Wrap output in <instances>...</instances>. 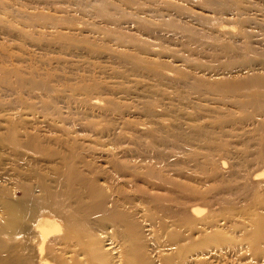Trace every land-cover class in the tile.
I'll return each instance as SVG.
<instances>
[{
  "label": "rangeland",
  "instance_id": "rangeland-1",
  "mask_svg": "<svg viewBox=\"0 0 264 264\" xmlns=\"http://www.w3.org/2000/svg\"><path fill=\"white\" fill-rule=\"evenodd\" d=\"M131 259L264 264V0H0V264Z\"/></svg>",
  "mask_w": 264,
  "mask_h": 264
},
{
  "label": "bare ground",
  "instance_id": "bare-ground-1",
  "mask_svg": "<svg viewBox=\"0 0 264 264\" xmlns=\"http://www.w3.org/2000/svg\"><path fill=\"white\" fill-rule=\"evenodd\" d=\"M260 172V171H259ZM259 174V173H258ZM262 174V173H261ZM11 210V218H13V220L17 219V217L20 216V214L23 216L26 215V213L24 211H22V209L17 208V207H12ZM13 220L9 222L10 225H8L7 230L5 231L4 234L12 237V233H13ZM36 229L39 232V234L43 237V242H42V246H41V252L44 254V250H45V241L53 236L56 235V233H58L59 231H61V226L60 224L53 219H48L47 217H44L43 219H41L39 221V223H36ZM55 239H59L60 236H56L54 237ZM254 240L256 241L257 238L254 236ZM95 250H97L98 248L95 246L94 247ZM42 254V255H43ZM46 261H48L47 259H45ZM131 263L130 264H134L133 261H135L134 259H131ZM48 263V262H47ZM49 264V263H48Z\"/></svg>",
  "mask_w": 264,
  "mask_h": 264
}]
</instances>
